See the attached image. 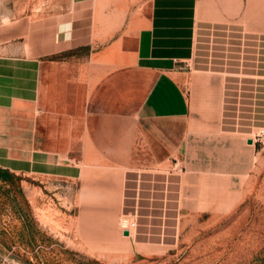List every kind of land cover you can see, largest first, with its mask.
<instances>
[{
	"label": "crops",
	"instance_id": "1",
	"mask_svg": "<svg viewBox=\"0 0 264 264\" xmlns=\"http://www.w3.org/2000/svg\"><path fill=\"white\" fill-rule=\"evenodd\" d=\"M48 4L41 23L0 28V164L75 183L77 222L113 258L171 245L182 168L202 149L242 162L264 122V0ZM85 66L97 76L77 112L72 68Z\"/></svg>",
	"mask_w": 264,
	"mask_h": 264
},
{
	"label": "rangeland",
	"instance_id": "2",
	"mask_svg": "<svg viewBox=\"0 0 264 264\" xmlns=\"http://www.w3.org/2000/svg\"><path fill=\"white\" fill-rule=\"evenodd\" d=\"M48 6V0H0V28L23 29L28 19L41 23ZM78 54L86 56L83 50ZM72 72L78 84L69 91L68 106L79 112L97 70L85 66ZM259 128L264 122L243 137L242 162L223 150L211 156L202 149L196 163L185 165L174 241L129 258H113L119 254L99 251L91 242L92 229L76 219L83 197L75 183L0 164V264H264V136L255 137ZM74 156L70 152L64 160L72 171Z\"/></svg>",
	"mask_w": 264,
	"mask_h": 264
},
{
	"label": "built area",
	"instance_id": "3",
	"mask_svg": "<svg viewBox=\"0 0 264 264\" xmlns=\"http://www.w3.org/2000/svg\"><path fill=\"white\" fill-rule=\"evenodd\" d=\"M263 136H264V128H259L255 137L260 139ZM251 140L252 142L254 141L253 139ZM119 225L123 232L127 231L128 233H131L136 227V221L134 216L131 214L123 215L120 219Z\"/></svg>",
	"mask_w": 264,
	"mask_h": 264
},
{
	"label": "water",
	"instance_id": "4",
	"mask_svg": "<svg viewBox=\"0 0 264 264\" xmlns=\"http://www.w3.org/2000/svg\"><path fill=\"white\" fill-rule=\"evenodd\" d=\"M247 143L251 144V143H252V140H251V139H248V140H247ZM123 234H124V235H127L128 232H127V231H124Z\"/></svg>",
	"mask_w": 264,
	"mask_h": 264
},
{
	"label": "bare ground",
	"instance_id": "5",
	"mask_svg": "<svg viewBox=\"0 0 264 264\" xmlns=\"http://www.w3.org/2000/svg\"><path fill=\"white\" fill-rule=\"evenodd\" d=\"M141 247H142V246H141ZM148 250H149V248H148ZM148 250H147V251H148ZM150 253H151V252H150ZM157 254H158V253H157Z\"/></svg>",
	"mask_w": 264,
	"mask_h": 264
}]
</instances>
